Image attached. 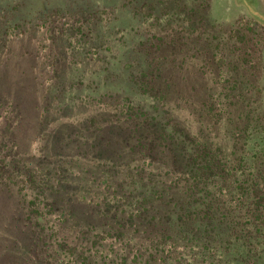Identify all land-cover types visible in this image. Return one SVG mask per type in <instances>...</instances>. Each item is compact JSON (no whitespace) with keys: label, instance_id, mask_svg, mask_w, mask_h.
<instances>
[{"label":"trees","instance_id":"obj_1","mask_svg":"<svg viewBox=\"0 0 264 264\" xmlns=\"http://www.w3.org/2000/svg\"><path fill=\"white\" fill-rule=\"evenodd\" d=\"M192 1V16L211 5ZM119 2L0 0V264H264L262 77L238 57L219 85L216 59L184 53L183 28L147 22L142 36L126 24L142 11ZM61 21L75 52L92 47L64 74L88 95L51 62Z\"/></svg>","mask_w":264,"mask_h":264},{"label":"rangeland","instance_id":"obj_2","mask_svg":"<svg viewBox=\"0 0 264 264\" xmlns=\"http://www.w3.org/2000/svg\"><path fill=\"white\" fill-rule=\"evenodd\" d=\"M119 1V4H123L125 8L126 0ZM165 1L166 0H134V5L137 9H140L142 13H138L137 19L134 22L129 20L126 24L143 26V28L140 29V34L142 33V36L145 34L144 24L147 22L157 25L156 29L161 35L175 34L177 28H183L182 31H184L185 34L179 33L178 36L183 41L190 43L184 47V53L191 57L198 55L199 58L205 57L206 59L207 57L216 59L214 65H212V68L216 72L215 78L211 77V79H218L219 85H226V82H228V76H231V74L235 72V68L233 67L234 62H229L231 59L234 60L239 57V59L245 58L250 60V62L246 64L247 67L250 66V69H247L246 71H248L247 73L249 75H251L252 72L256 73L257 71L258 76L262 77L260 80L256 77L255 79H251L254 86L256 85V87L263 90L261 98L263 99L262 106L264 107V73L261 74L264 72V0H210L209 2L211 5L209 4V7L202 10V12L197 13L196 16H192L191 13L188 12L194 7V4L197 5V1L195 3L192 0H173L168 3ZM155 17L159 18L160 22L157 21ZM166 19L168 20L166 21ZM192 20L199 22V24L197 26L192 24ZM62 23L63 21H61V24H59L58 27L54 26V32H52L57 36L59 43L56 46L58 54L51 59V62L56 63L55 57L59 59V62H61L60 58H65L66 63L63 64L61 62L64 65V72L59 76L60 79L62 78L64 85L67 80L68 86H72L73 89L84 92L85 95H88L89 91H87V89L89 81L85 82L82 86H76L79 78L71 80L68 78V75L64 74L66 68L65 65L72 66V68L75 69L78 63L87 64L89 61L88 57H91L92 47L86 45L87 40L84 39L80 42L84 48L83 52H75L73 49L74 46L71 47L70 43L66 42V40H70V32H64L65 29L64 26H62ZM46 35L49 37L50 34L48 33ZM36 38L40 39L41 36L38 35ZM194 43L197 45L200 44L196 47L193 45ZM33 48H35L34 45H30V50ZM69 50L70 53L66 54ZM35 52L37 51H33V53ZM44 52L43 49L42 54H44ZM67 60H69V62H67ZM223 60H225V62ZM259 61L262 62V68L257 67ZM35 63L40 72L41 64L39 63V60L33 62V64ZM188 67L192 68L193 65H188ZM41 83L42 78L39 79V91L42 89L40 86ZM202 83L209 85L207 80L202 81ZM212 84V88L217 92L216 83L212 81ZM219 91L220 90H218V93L220 94ZM69 93L72 98H79L77 97L79 92L74 94L70 91ZM86 106L89 107L86 109V107L82 106L76 111L65 108L63 114L65 116L75 117L78 114L82 115L85 112L97 109V106L95 104L90 105V102H88V105ZM52 107L53 106L51 105L50 108ZM49 117V122H53L58 118V115L51 114ZM34 128L33 123L30 125L29 131L24 138L27 139L28 142L23 141V144L27 146L23 151L28 155H33V157L35 156V150L40 147L42 142L39 141L36 144L39 140V130L37 129V131H35ZM32 142L34 146L32 145ZM1 201L5 205L3 216L13 214L12 204L15 202L14 199L7 196L1 197ZM17 230L18 229L11 228V231Z\"/></svg>","mask_w":264,"mask_h":264}]
</instances>
